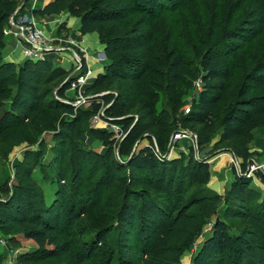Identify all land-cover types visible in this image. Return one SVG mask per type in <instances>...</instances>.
I'll use <instances>...</instances> for the list:
<instances>
[{
  "label": "trees",
  "instance_id": "1",
  "mask_svg": "<svg viewBox=\"0 0 264 264\" xmlns=\"http://www.w3.org/2000/svg\"><path fill=\"white\" fill-rule=\"evenodd\" d=\"M174 1L56 0L44 9L34 11L37 17L68 11L81 19L84 34H99L107 55L110 52L117 54V59L108 60L105 72L96 78L89 90L103 92L119 80L133 84L144 100L139 120L126 136L130 144L146 131L173 126L169 118L160 117L156 87L165 88L171 98H178L182 87L188 83L184 53L178 47L169 49L167 39L160 42L157 33L161 30L154 22L158 17L155 9L163 10ZM23 2L0 0V96H11V90L15 88L12 104L25 113L26 119L45 106L64 111L65 115L57 119V133L64 137L67 151H58L56 159L48 164L50 172L59 180L50 205L45 204L43 189L34 177L36 170L43 168L39 153L26 151L17 165V182L7 191L9 199L0 201V231L9 233L18 245L22 241L32 242L38 255L61 253L69 247L76 258L82 262L90 260L93 264H112L120 249L128 253L129 228L137 231L139 241L141 236L145 237V243L140 247L142 260L139 264H181L185 252L200 238L193 264H264V189L252 184L254 178L235 170L231 186L225 194H219L208 188L212 178L209 164L195 158L193 151L191 156L183 155L178 164L163 158L155 148L139 154H129L120 148L121 154L127 155L128 173L118 176V169L109 162L115 155L117 140L114 133L95 128L91 131L109 148L104 155H96L82 142L78 122L84 114L66 100L67 90L72 85L68 81L69 72L49 60L25 59L19 65L5 60L4 29ZM177 4L174 3L172 10ZM242 29L241 25L223 29L214 42L206 45L201 57L203 88L189 113L179 120L183 130L198 135L200 148L213 142L221 102L227 93L233 104L222 117L221 137L216 146L236 147L243 141L240 147L242 154H246L247 142L253 138L254 131L264 126V58L254 60L245 68L232 89L234 68L225 65L218 50L224 42L234 45L231 50H236ZM28 71L29 75H26ZM156 75L162 81L160 84L155 81ZM188 76L193 78L195 74L189 71ZM109 106L110 112L128 116L139 102L131 92L124 90L109 102ZM76 111H79L77 115L74 114ZM91 111L98 115L100 103ZM129 127L130 124L125 126L127 130ZM9 137L14 146L28 140L24 132L18 130ZM163 144L160 142L161 147ZM93 155L99 160H92ZM101 164L104 168L100 177L76 201L81 174ZM67 175L71 177L70 184L65 182ZM255 178L264 186L263 173L258 172ZM116 180L120 182L123 194L119 224L125 232L118 231L117 227H105L93 232L95 236L87 240L71 238L77 223L100 199L101 190ZM137 185L143 188L137 190ZM234 218L247 220L249 225L232 234L228 219ZM208 225L211 226L207 231ZM79 234L86 237L92 233L81 230ZM3 260L4 254L0 250V264ZM119 264L138 263L121 259Z\"/></svg>",
  "mask_w": 264,
  "mask_h": 264
},
{
  "label": "rangeland",
  "instance_id": "2",
  "mask_svg": "<svg viewBox=\"0 0 264 264\" xmlns=\"http://www.w3.org/2000/svg\"><path fill=\"white\" fill-rule=\"evenodd\" d=\"M29 2L30 0H24L22 6L27 8ZM174 3L177 4V8L172 10ZM174 3H168V6L163 10L155 9L154 11L158 14L154 22L157 24V28L161 30L157 33L160 42L167 39L169 49L180 48L187 62L185 72L188 83L182 87L178 98H171L165 88L156 87V106L160 117L165 120L169 118L170 124H173V126L168 129L165 126L156 127L153 130L146 131L134 143L130 144V140H126V136L131 128L136 125L137 120H139L140 108L144 100L135 91L133 84L119 80L113 87L103 92L90 91L87 85L81 93L78 90H74L71 85L67 90L66 100L84 114L83 119L78 122L82 142L93 150L96 155H104L109 148L105 146L102 140L93 136L91 131L95 128L114 133V138L117 140L114 145L115 155L109 162L118 169V176L128 173L127 155H122L120 148L127 150L129 154H139L148 148H155L159 155H163V158L178 162V164H180L183 155L191 156V151H193L195 158L206 161L209 166L217 156L233 151L241 161V170L245 172L249 168L248 164L251 159H258L264 162V126L258 127L254 131L253 138L247 142L246 154H242L240 147L243 141L236 147L216 146L221 137L222 117L233 104L228 93L225 94L221 102L222 110L216 120L213 142L210 145L202 148L198 145V148H194L188 140L172 141L174 135L183 130L179 125V120L187 114L188 108H192L203 88L201 57L205 47L214 42L223 29L227 28L230 30L240 25L243 28L240 38L237 39L236 50H231L234 45H229L227 42L222 43L218 48L220 58H222L225 65L234 68V79L231 83L232 89L242 76L245 68L251 65L254 60L264 58V0H176ZM147 6L149 5L147 4ZM38 18L41 27L44 29L42 17ZM63 27V25L60 26V31L64 29ZM4 32L6 36L8 34L7 26ZM49 41L55 46L60 45V42L53 43L52 39ZM65 44L67 45V43ZM66 52L71 57L72 62V68L68 71V81L70 80L71 83L73 82L71 74L75 67V60L70 52ZM80 55L84 62L83 55L81 53ZM52 56L49 55L47 58L52 59ZM106 56L107 60L117 59V54L113 52L106 54ZM58 64L57 61H53V65L59 66ZM189 71H192L195 77L190 78L188 76ZM26 75H29V71ZM154 78L157 83L160 84L162 82L158 75L154 76ZM198 82L200 85H198ZM120 86L123 88L120 89ZM124 90L125 92H131L132 97L137 98L139 102L136 110L128 116L114 114L109 110V102H113L115 97ZM15 93L16 89L14 88L11 90V96H0V132L8 127L6 131L0 134V201L9 199L10 194L7 191L17 182V165L24 158L26 151L33 150L39 153L40 162L43 164V168L36 170L34 177L43 189L45 204L50 205L59 185V180L57 175L50 172L48 164L56 159L58 151H67L64 137L57 133L58 120L65 115V112L52 110L45 106L38 113L26 119L25 113L21 109H16L12 104L11 98ZM102 95L107 98L103 99ZM97 103H100L101 111L99 112V119L96 120V115L91 110L97 106ZM85 111H88V113L85 114ZM142 111L145 113V110ZM78 112L76 111L74 114L77 115ZM162 114L165 116H162ZM128 124H130V127L127 130L125 126ZM17 130L23 131L28 140L14 146L9 136ZM160 142L164 143L162 147ZM91 159L99 160V157L93 155ZM103 168V164H101L94 169H87L81 174L77 182L76 201H79L85 192L93 187V182L100 177ZM226 168L230 172L237 170L231 158ZM61 172L63 173L64 170ZM248 177L254 178L252 184L264 188L258 178L253 175H248ZM64 179L66 183L70 184L71 177L69 175L65 176ZM224 179L225 177L222 176L221 180ZM120 185V182L116 180L113 185L110 187L105 186L101 190L100 199L90 206L91 212L84 215L77 223L75 235L71 238L74 240H87L95 236L93 232H97L102 228L105 229V227H117L119 228L118 231L125 232L124 227L122 228L119 224L120 220L118 218V212L123 202ZM141 188L143 187L137 185L135 189L140 190ZM228 222L232 234L249 225L247 220L243 221L241 218L228 219ZM210 226H207V231ZM81 230H88L92 234L86 237L82 236L79 234ZM136 236L137 231L129 228V235L126 237L128 253H124L122 249L118 250L112 264H119L121 259L133 260L138 264L141 263L140 247L145 243V237L141 236V241H139ZM201 239L185 252L181 264H193L194 255ZM68 248L61 253L38 255L32 242L22 241L21 245H18L12 240L9 233L0 231V250L4 254V260L1 264H93L90 260L82 262Z\"/></svg>",
  "mask_w": 264,
  "mask_h": 264
},
{
  "label": "crops",
  "instance_id": "3",
  "mask_svg": "<svg viewBox=\"0 0 264 264\" xmlns=\"http://www.w3.org/2000/svg\"><path fill=\"white\" fill-rule=\"evenodd\" d=\"M55 1L56 0H30L26 10H30V8H34L35 10L44 9ZM42 21L44 22L45 34L49 40H53V43L60 42V44H62L70 38L77 44V51L83 55L86 68L92 69L95 74L88 83V87L92 86L96 78L105 72L108 65L106 48L101 43L99 34L97 32L84 34L81 31V19L72 16L68 11L44 16L42 17ZM61 25L64 26L62 31H60ZM5 43V60L17 65L23 63L25 61V45L9 34L5 36ZM50 55H53L52 59L48 58L47 60L52 62L57 61L60 67L67 71L71 70V57L67 52H56ZM230 158L229 154L219 155L214 159V162L210 164L212 178L208 187L216 193L225 194L235 179V172H230L226 168ZM222 176L225 177L224 180H221ZM261 185L263 186L262 183ZM260 188L262 190L264 189L261 186Z\"/></svg>",
  "mask_w": 264,
  "mask_h": 264
},
{
  "label": "built area",
  "instance_id": "4",
  "mask_svg": "<svg viewBox=\"0 0 264 264\" xmlns=\"http://www.w3.org/2000/svg\"><path fill=\"white\" fill-rule=\"evenodd\" d=\"M34 10V8L26 10V8L20 6V8H18V10H16V12H14L10 17L9 24L7 26L8 34L25 45V59L34 61L47 60V57L52 53L70 52L75 60V67L71 74L73 78L72 88L81 93L90 82V79L95 76L93 70L84 67L82 57L77 51V44L72 39L69 38L66 42L58 46L50 43L45 34V30L40 25L41 23L39 18L34 15ZM65 43H67V45ZM198 85H200L199 82ZM189 111L190 108L187 109V113H189ZM99 117L100 116L98 114L95 116V119L97 120ZM181 140H188L192 143L194 148H198V135L191 130H180L174 135L172 142H179ZM228 154L234 162L238 172L247 176H255L258 172L264 174V162L259 161L258 159H251L248 164L249 168L247 171L243 172L241 170V161L237 154L233 151L228 152Z\"/></svg>",
  "mask_w": 264,
  "mask_h": 264
}]
</instances>
